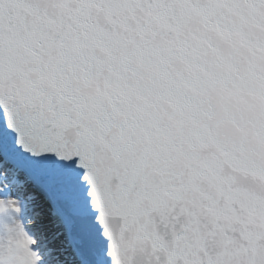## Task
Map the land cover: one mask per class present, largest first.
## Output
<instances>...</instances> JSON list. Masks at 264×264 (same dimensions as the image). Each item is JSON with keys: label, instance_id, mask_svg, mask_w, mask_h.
<instances>
[{"label": "snow or ice", "instance_id": "1", "mask_svg": "<svg viewBox=\"0 0 264 264\" xmlns=\"http://www.w3.org/2000/svg\"><path fill=\"white\" fill-rule=\"evenodd\" d=\"M81 197L97 264H264V0H0V264Z\"/></svg>", "mask_w": 264, "mask_h": 264}, {"label": "water", "instance_id": "2", "mask_svg": "<svg viewBox=\"0 0 264 264\" xmlns=\"http://www.w3.org/2000/svg\"><path fill=\"white\" fill-rule=\"evenodd\" d=\"M68 211L70 225L67 236L61 235L59 239L62 242L60 241V243L56 245L57 251H59L61 264H70L71 262H76V264H97L96 258L101 254V241L103 239L100 235L102 229L98 224L94 223L99 213L95 211L83 197L77 202L75 209L76 215H73L72 209ZM51 219L52 223L54 222L57 233L65 231L63 225H58L52 217ZM63 248L66 250L72 248L71 252H73V255L65 257L63 255ZM54 249L55 246L53 250ZM74 259L76 261H74Z\"/></svg>", "mask_w": 264, "mask_h": 264}, {"label": "bare ground", "instance_id": "3", "mask_svg": "<svg viewBox=\"0 0 264 264\" xmlns=\"http://www.w3.org/2000/svg\"><path fill=\"white\" fill-rule=\"evenodd\" d=\"M39 203H40L39 201L36 202V204H37V210H40V208H39ZM49 219H50V223H51V224L49 223V227H50V235H51V236H54V235L57 233V229H55V228L53 227L54 222L52 223V221H51V217H50V216L48 217V220H49ZM58 239H59V238H58ZM58 239H55L54 241H52L53 243H50V244H49V247H54V246H55V249H56V247H57L56 245H57L58 243H60V241H61L60 239H59V240H58ZM61 242H62V241H61ZM64 249H65V248H63V255H64L65 257H67V256L69 257V256L73 255V252H71L72 248L69 249L70 251H69L68 249H67V250H66V249L64 250ZM68 251H69V253H68ZM63 258H64V257H63ZM70 258H71V257H70ZM74 261H76V260L74 259ZM70 262H71V261H70ZM73 263L76 264V262H71L70 264H73Z\"/></svg>", "mask_w": 264, "mask_h": 264}, {"label": "clouds", "instance_id": "4", "mask_svg": "<svg viewBox=\"0 0 264 264\" xmlns=\"http://www.w3.org/2000/svg\"><path fill=\"white\" fill-rule=\"evenodd\" d=\"M6 218H0V223H3ZM9 223L11 221H8ZM18 223L21 225V227L27 232L29 229L34 227L35 222L31 220L30 217H22L19 218Z\"/></svg>", "mask_w": 264, "mask_h": 264}]
</instances>
